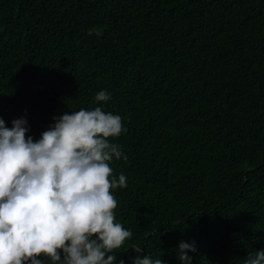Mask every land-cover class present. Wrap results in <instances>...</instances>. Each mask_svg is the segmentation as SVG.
<instances>
[{"label":"trees","instance_id":"trees-1","mask_svg":"<svg viewBox=\"0 0 264 264\" xmlns=\"http://www.w3.org/2000/svg\"><path fill=\"white\" fill-rule=\"evenodd\" d=\"M123 118L111 163L131 248L162 264H243L264 249V0H0V119ZM45 264L50 261L45 260Z\"/></svg>","mask_w":264,"mask_h":264},{"label":"clouds","instance_id":"clouds-1","mask_svg":"<svg viewBox=\"0 0 264 264\" xmlns=\"http://www.w3.org/2000/svg\"><path fill=\"white\" fill-rule=\"evenodd\" d=\"M107 90L96 93L101 106L53 117L38 140L26 136L23 118L11 128L0 119V264H124L117 260L133 233L117 222L113 190L127 177L113 176L111 163L127 155L110 138L126 131L123 118L106 112ZM138 255L133 264H162ZM194 243L180 242L178 259L191 264ZM243 264H264V249Z\"/></svg>","mask_w":264,"mask_h":264}]
</instances>
